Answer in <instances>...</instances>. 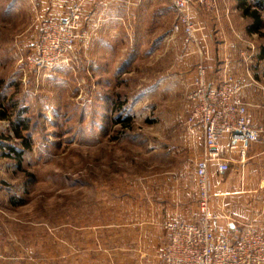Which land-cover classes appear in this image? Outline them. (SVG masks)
I'll return each mask as SVG.
<instances>
[{
    "label": "rangeland",
    "instance_id": "374dc122",
    "mask_svg": "<svg viewBox=\"0 0 264 264\" xmlns=\"http://www.w3.org/2000/svg\"><path fill=\"white\" fill-rule=\"evenodd\" d=\"M222 2L236 5V0ZM0 4L7 8L6 27L0 22V99L14 120L22 108L27 128L21 134L30 138V147L24 148L9 122L0 119V264H104L121 255L141 258L127 251L137 248L138 240L133 243L129 237L146 223L133 211L142 206L143 186L148 188L150 181L158 190L160 178L176 165L193 163L181 151L193 78L184 84L180 72L186 68L182 60L190 39L171 31L178 35L177 43L164 55L124 52L121 58L108 54L100 61L93 45L80 51L79 35L67 65L29 69L25 56L38 21L60 15L34 14L32 0ZM261 15L264 26V11ZM253 42L258 54L264 36L255 34ZM260 68L256 60L252 69ZM12 100L14 107L9 106ZM118 117L129 121L116 123ZM10 146L20 151L19 165ZM116 216L119 220L112 219ZM137 219L139 224L133 225ZM112 234L117 236L110 240ZM123 244L130 246L127 251L110 248ZM161 251L157 264H163Z\"/></svg>",
    "mask_w": 264,
    "mask_h": 264
},
{
    "label": "crops",
    "instance_id": "0c3cea01",
    "mask_svg": "<svg viewBox=\"0 0 264 264\" xmlns=\"http://www.w3.org/2000/svg\"><path fill=\"white\" fill-rule=\"evenodd\" d=\"M32 1L36 5L34 14L38 15L63 16L70 13L76 5H80L84 21L79 30L81 37L78 45L81 47L80 51H87L85 47L93 45L96 60L104 61L108 54L121 58L124 52L128 56L137 53L164 55L170 44L177 43L178 35L171 32L174 21H170L173 15L170 0ZM221 2L222 0L219 1L217 14L190 8L191 17L199 21L198 28H203L204 33L197 32V46L191 42L187 45L186 56L182 60V65L186 68L181 70L180 80L182 79L184 84L189 83L199 62L203 63L211 85H218L225 72L231 74L236 83L243 85L241 95L248 103V113L253 122L259 124L264 121V108L259 106L264 97V81L261 79H264V60L258 59L256 55L253 44L255 33L246 30L249 18L242 15L236 5ZM0 10L3 12L0 22L6 27L7 8L0 4ZM121 29L123 32H120ZM35 35L36 32L33 36ZM90 38H93L92 41H89ZM241 51L253 52L248 63L242 59ZM256 60L260 63V70L252 69ZM182 125V155L191 156L193 163L187 167L176 165L171 174L160 178L158 190H153L155 185L150 181L148 188L143 186L140 192L144 199L142 206L136 205L133 211L137 216L142 214L146 223L137 236L133 231L129 237L133 243L138 240L137 248L127 251L130 246L126 244L110 247L112 250L121 246L122 251H127V254H142V257L121 255L115 262L106 261L104 264H157V254L163 249L166 241L163 223L171 218L185 222L201 219L197 207L194 165L202 155V133L198 127L188 126L185 119L182 120ZM226 154L237 157V154H230L228 151ZM248 154L249 159L243 165L232 164L226 171L217 170L214 162L208 165L210 226L229 223L231 229H234V225L242 229L246 224H253L264 232L263 142L250 144ZM124 196L130 195L125 192ZM129 213L131 211H128ZM112 219L119 220V217ZM133 221V225L139 224V219ZM116 236L117 234H112L110 240ZM85 250L89 251L91 248L85 247ZM86 263L97 262L90 260Z\"/></svg>",
    "mask_w": 264,
    "mask_h": 264
},
{
    "label": "built area",
    "instance_id": "2783aa9c",
    "mask_svg": "<svg viewBox=\"0 0 264 264\" xmlns=\"http://www.w3.org/2000/svg\"><path fill=\"white\" fill-rule=\"evenodd\" d=\"M176 16L172 31L183 33L197 45L195 25L190 8L218 13L217 0H170ZM80 6H75L64 16L42 18L37 23L31 52L25 56L30 66L55 67L67 65V55L72 52L79 37L81 25ZM244 62L250 61L253 52L241 51ZM188 92L190 109L185 122L198 127L202 133L203 150L194 165L197 207L201 219L185 222L171 218L163 223L165 244L159 254L163 264H264V232L253 224L240 229L229 223L210 226V180L208 165L216 163L219 171L232 164L243 165L248 159L249 145L264 144V121L255 124L248 113V103L241 91L243 85L234 76L224 73L218 85H211L202 62L195 66ZM264 108V97L261 105ZM224 142H227L224 144ZM237 154L234 158L227 155ZM230 218L229 216H227ZM232 220V219H231ZM233 221V220H232ZM235 223V222H234Z\"/></svg>",
    "mask_w": 264,
    "mask_h": 264
},
{
    "label": "trees",
    "instance_id": "16d2710c",
    "mask_svg": "<svg viewBox=\"0 0 264 264\" xmlns=\"http://www.w3.org/2000/svg\"><path fill=\"white\" fill-rule=\"evenodd\" d=\"M236 7H238L241 10L242 15L249 18V22L246 26V30L250 33H255L260 36L262 35L264 36V31H262L264 26H263V20H262V15H261V12L264 11V0H251V1L236 0ZM257 57L258 59L264 60V47H262L259 50ZM15 104L16 102L12 100L9 106L14 107ZM21 109L22 108H18L15 111L17 118L14 120L13 119L14 115L12 117L11 114L7 112V110L9 109L3 106L2 99H0V119L8 121L14 138H18L19 140H21V143L24 148H29L30 138L24 137L21 134V131L27 128V124L24 123L23 118H21L22 117ZM123 121L126 122V121H129V119L128 118L121 119L119 117L116 119V123L123 122ZM10 148H11L10 150H13V152L15 153L14 156H16L18 165H19L21 161L19 159L20 151L15 150L12 146H10Z\"/></svg>",
    "mask_w": 264,
    "mask_h": 264
}]
</instances>
